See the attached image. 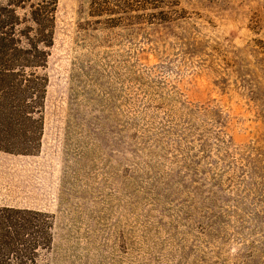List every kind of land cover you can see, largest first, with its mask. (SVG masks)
<instances>
[{
	"label": "rangeland",
	"instance_id": "rangeland-1",
	"mask_svg": "<svg viewBox=\"0 0 264 264\" xmlns=\"http://www.w3.org/2000/svg\"><path fill=\"white\" fill-rule=\"evenodd\" d=\"M0 264H264V0H0Z\"/></svg>",
	"mask_w": 264,
	"mask_h": 264
}]
</instances>
